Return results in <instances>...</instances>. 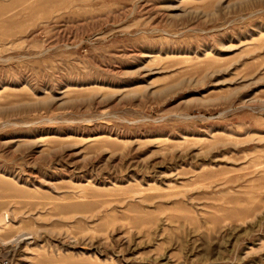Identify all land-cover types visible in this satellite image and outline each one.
I'll list each match as a JSON object with an SVG mask.
<instances>
[{
  "label": "rangeland",
  "instance_id": "1",
  "mask_svg": "<svg viewBox=\"0 0 264 264\" xmlns=\"http://www.w3.org/2000/svg\"><path fill=\"white\" fill-rule=\"evenodd\" d=\"M264 264V0H0V264Z\"/></svg>",
  "mask_w": 264,
  "mask_h": 264
},
{
  "label": "built area",
  "instance_id": "2",
  "mask_svg": "<svg viewBox=\"0 0 264 264\" xmlns=\"http://www.w3.org/2000/svg\"><path fill=\"white\" fill-rule=\"evenodd\" d=\"M6 264V263H5Z\"/></svg>",
  "mask_w": 264,
  "mask_h": 264
}]
</instances>
